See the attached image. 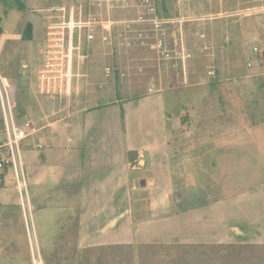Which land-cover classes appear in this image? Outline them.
Returning <instances> with one entry per match:
<instances>
[{
  "label": "rangeland",
  "instance_id": "374dc122",
  "mask_svg": "<svg viewBox=\"0 0 264 264\" xmlns=\"http://www.w3.org/2000/svg\"><path fill=\"white\" fill-rule=\"evenodd\" d=\"M85 4L0 0V73L15 102L17 123L27 118L40 128L19 143L36 235L30 229V245L12 172L6 168L0 189V264H264V246L255 244L201 248L154 242L79 248L81 203L66 196L64 186L63 196L32 188L25 168V154L42 147L37 145L41 134L59 129L53 121L66 118L72 125L77 115L104 109L106 133H113L114 125L125 132L126 124V148L153 143L166 132L172 176L168 190L160 177L153 183L150 169L127 172L129 200L124 206L134 220L151 218L150 198L167 192L169 213L210 201H223V212L250 205L257 199L251 195H264V0H162L168 22L158 28L132 21L134 12L113 11L114 19L125 21L112 26L110 35L100 27L90 41L85 28L72 33L77 48L70 95L39 94L32 70L43 61L44 43L34 49L32 68L21 64L25 24L31 22L43 33L45 29L47 37L64 15L52 8L67 12L73 7L74 17L86 20ZM142 12L138 7L137 13ZM253 48L261 55L254 56ZM157 93L166 117L163 129L157 120L160 107L152 100ZM1 117L0 111L3 136ZM141 178H147L143 187ZM258 200L248 209L252 219L263 214L264 201ZM48 206L57 211L53 223Z\"/></svg>",
  "mask_w": 264,
  "mask_h": 264
},
{
  "label": "crops",
  "instance_id": "0c3cea01",
  "mask_svg": "<svg viewBox=\"0 0 264 264\" xmlns=\"http://www.w3.org/2000/svg\"><path fill=\"white\" fill-rule=\"evenodd\" d=\"M27 23L31 24V35L28 40H23L24 51L20 61L25 67L32 68V59L36 54L34 49L39 43H44L45 29L43 33L31 22ZM41 64L32 72H37ZM152 100L157 101V108L160 107L157 120L163 129L166 117L161 107L162 99L157 93ZM103 110L87 111L82 117L77 115L72 125L66 118L53 121L59 129L42 133L37 142L38 147L42 146L41 149L25 154V168L32 188L41 193L49 189L56 190L52 195L61 193L62 196V191L67 188L66 196L71 195V200L81 203L77 231L81 243L79 248L92 250L139 243L150 246L156 245L154 242L174 247L201 248L253 244L264 246V207L262 216L255 219H252L248 211L259 198L264 201V195H251L257 199L247 207L242 206V209L233 212L221 211L223 201H210L208 204L187 206L169 213L167 192L164 197L154 200L150 198L151 218L134 220L128 206H124L129 200V193L125 194L126 176L133 169L125 159V152L127 149L147 150L153 183L157 184L160 177L168 190L172 176L166 161L169 153L166 132H160L153 143L126 148L123 144V135L127 132L126 112L123 115L125 132L114 125L115 130L110 134L104 131L106 119ZM113 117L116 118V115ZM111 139L116 141L115 145L110 144ZM67 198L69 201L70 197ZM42 199L46 200L45 196ZM47 209L53 223L57 211H49V206ZM114 261L118 260H110L112 263Z\"/></svg>",
  "mask_w": 264,
  "mask_h": 264
},
{
  "label": "built area",
  "instance_id": "2783aa9c",
  "mask_svg": "<svg viewBox=\"0 0 264 264\" xmlns=\"http://www.w3.org/2000/svg\"><path fill=\"white\" fill-rule=\"evenodd\" d=\"M162 0H86L87 19H76L74 8L70 7L65 11L63 7L52 8L64 15L61 24L55 27V31H47L44 39V49L42 51L43 61L36 73V89L39 94L69 96L72 88V78L74 77L73 59L76 48L72 44V33L85 28L87 41L95 38L97 27L110 35L112 26L125 20H117L112 16L113 11L134 12L135 22L151 23L153 28H158L161 24H166L167 19L163 17ZM143 8L141 15L137 13V8ZM66 12V14H65ZM65 18V19H64ZM49 28H52L50 26ZM65 32L68 34L66 37ZM106 37V36H102ZM253 55L260 56L258 49L253 48ZM108 71V68L106 69ZM15 102L10 98L5 78L0 73V111L3 125V136H0V189L4 185L6 168H10L14 186L19 195L20 207L26 227V232L30 239L35 237V227L31 214V205L27 191V178L24 171L19 143L26 137L36 134L40 128L27 118H23L21 123H17L14 117ZM36 241V239H34Z\"/></svg>",
  "mask_w": 264,
  "mask_h": 264
},
{
  "label": "water",
  "instance_id": "95a60500",
  "mask_svg": "<svg viewBox=\"0 0 264 264\" xmlns=\"http://www.w3.org/2000/svg\"><path fill=\"white\" fill-rule=\"evenodd\" d=\"M126 161L133 169H150L149 152L147 150H128L126 152ZM144 179H140L139 184L143 187Z\"/></svg>",
  "mask_w": 264,
  "mask_h": 264
},
{
  "label": "trees",
  "instance_id": "16d2710c",
  "mask_svg": "<svg viewBox=\"0 0 264 264\" xmlns=\"http://www.w3.org/2000/svg\"><path fill=\"white\" fill-rule=\"evenodd\" d=\"M20 7V4L18 5ZM31 33V24L27 23L24 27V33H23V37L26 38H30V34Z\"/></svg>",
  "mask_w": 264,
  "mask_h": 264
}]
</instances>
